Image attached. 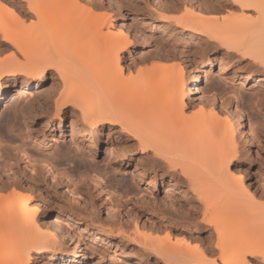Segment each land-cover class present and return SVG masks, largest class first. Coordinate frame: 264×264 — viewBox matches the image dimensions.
Segmentation results:
<instances>
[{
  "label": "bare ground",
  "instance_id": "1",
  "mask_svg": "<svg viewBox=\"0 0 264 264\" xmlns=\"http://www.w3.org/2000/svg\"><path fill=\"white\" fill-rule=\"evenodd\" d=\"M95 1L0 0V100L6 98L10 82L39 86L51 76L52 91L60 87L53 100L60 121L68 105L76 107L80 123L90 132L118 130L137 150L147 152L152 162L148 184L162 176L159 166L191 190L194 202L186 211L158 208L153 202L149 208L164 219L162 225H134V238L157 262L247 264L251 256L264 263V189L253 190L256 185L247 182L246 170L233 167L252 164L240 148L253 137L244 111L237 102L233 112L227 111L224 100L218 109L209 91L207 99L187 104L185 69L175 59L166 61L175 55H153L148 65L127 58L132 43L128 30H112L108 12ZM187 1L180 14L172 13L176 8L171 6L170 22L225 48L237 68L264 85V0ZM191 78L195 84L199 75ZM13 150L27 157L21 148ZM42 163L62 174L51 163ZM139 168L142 177L147 168ZM73 185L64 183L67 192L83 199ZM19 187L15 179L0 182V264H33L44 252L58 257L59 236L69 238L67 228L57 215L43 214L37 201L29 206L30 197L16 191ZM183 228L200 233L187 238ZM156 232L164 234L155 237ZM71 247L66 248L68 257L75 255Z\"/></svg>",
  "mask_w": 264,
  "mask_h": 264
},
{
  "label": "rangeland",
  "instance_id": "2",
  "mask_svg": "<svg viewBox=\"0 0 264 264\" xmlns=\"http://www.w3.org/2000/svg\"><path fill=\"white\" fill-rule=\"evenodd\" d=\"M112 1L117 7L104 0L95 2L102 4V11L105 9L108 12L112 30L121 27L128 30L132 43L126 54L127 58L136 62L144 60V64L148 65L149 58L153 55L171 57L174 54L177 58L174 56L166 61L173 63L175 59L174 64L179 61L185 69L187 104L196 105L207 99L205 93L209 91L210 95L215 96L218 109L222 100L227 102L224 104L227 111L233 112L236 102L242 108L244 118L253 130V137L252 141L241 144L240 148L242 157H251L252 164L248 165L244 161L235 163L233 167L246 170L244 174L249 178L247 182L250 181L251 186L256 185L253 190H263L264 85L257 84L255 77H247L244 70L237 68L235 59L225 56V48L217 47L211 41L204 42L205 36H198L197 32L181 29L170 22L172 9L180 7L172 12L180 14L183 4L188 5L189 1ZM212 2L208 3L213 5ZM171 6L174 8L171 9ZM221 66L224 67L222 70ZM192 75H199L196 85L192 84ZM17 85V81L10 82L6 98L0 100V182L9 179L18 181L20 187L16 191L20 194L25 192L22 194L30 197L28 205H35L37 201L43 214L49 212L57 215L69 234V238L59 236L62 252L58 257L51 259L49 253L44 252L34 258L33 264L163 263L157 262L156 256L137 242L134 238V225H162L164 219L149 208L153 202H157L158 208L186 211L194 202L191 190L163 173L159 166L156 170L160 169L158 172L162 176H159L156 184H148L152 162L149 161L147 152L137 150L133 146L135 144L126 141L118 130L101 129L98 134L90 132L88 127H83L80 123L76 107L68 105L66 112L61 114L60 121L54 115L53 108V100L58 96L60 87H55L56 92L52 91L53 77L49 76L39 86L24 88ZM18 88L22 91H18ZM13 147L21 148L27 157L22 158ZM42 161L51 163L62 174L48 171ZM7 166L11 168L9 172L5 169ZM140 166L147 168L142 177L137 173ZM64 183H73L71 187L79 189L78 193L83 199H77L67 192ZM31 189L33 192L30 193ZM10 190L8 188L7 193ZM43 218L42 216L41 220ZM183 230V235H187L184 236L187 238L200 233L194 228ZM157 233L160 237L164 234H154ZM173 233L178 234L176 231ZM156 235L154 236L159 237ZM67 247L73 249V257L66 255ZM247 259V264H264L251 256Z\"/></svg>",
  "mask_w": 264,
  "mask_h": 264
}]
</instances>
